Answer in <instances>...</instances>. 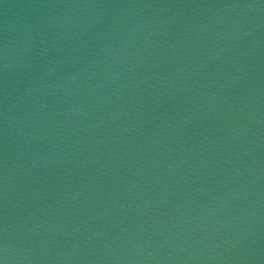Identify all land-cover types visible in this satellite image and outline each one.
Segmentation results:
<instances>
[{
    "label": "water",
    "instance_id": "obj_1",
    "mask_svg": "<svg viewBox=\"0 0 264 264\" xmlns=\"http://www.w3.org/2000/svg\"><path fill=\"white\" fill-rule=\"evenodd\" d=\"M0 264H264V0H0Z\"/></svg>",
    "mask_w": 264,
    "mask_h": 264
}]
</instances>
